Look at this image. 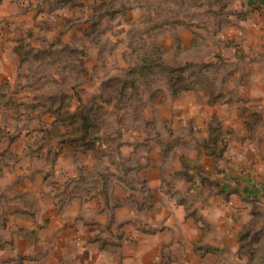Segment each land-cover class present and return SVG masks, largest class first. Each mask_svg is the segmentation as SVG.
Segmentation results:
<instances>
[{
    "label": "rangeland",
    "instance_id": "rangeland-1",
    "mask_svg": "<svg viewBox=\"0 0 264 264\" xmlns=\"http://www.w3.org/2000/svg\"><path fill=\"white\" fill-rule=\"evenodd\" d=\"M18 1L0 264H264V8Z\"/></svg>",
    "mask_w": 264,
    "mask_h": 264
},
{
    "label": "crops",
    "instance_id": "crops-1",
    "mask_svg": "<svg viewBox=\"0 0 264 264\" xmlns=\"http://www.w3.org/2000/svg\"><path fill=\"white\" fill-rule=\"evenodd\" d=\"M241 1L244 4H247L249 6L248 8L250 10L256 9V11H257L258 8H264V0H241ZM21 5H22L21 2H19L18 0H3L2 4L0 6V19L1 20H13L16 22V21H22V20L30 17L31 13H20V11H19L20 8H18V6L21 7ZM10 34H9V36H10ZM3 46L9 47V44H1L0 43V66H2L3 62H4L2 59Z\"/></svg>",
    "mask_w": 264,
    "mask_h": 264
}]
</instances>
